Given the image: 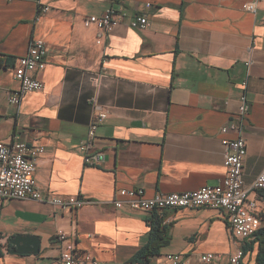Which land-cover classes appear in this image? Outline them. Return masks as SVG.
<instances>
[{"label": "crops", "instance_id": "crops-1", "mask_svg": "<svg viewBox=\"0 0 264 264\" xmlns=\"http://www.w3.org/2000/svg\"><path fill=\"white\" fill-rule=\"evenodd\" d=\"M254 1L0 0V142L45 149L33 176L41 201L0 207V264H60V233L99 264H128L148 242L151 214L116 209V192L142 189L149 198L219 184L225 143L237 136L220 129L237 115L244 81L250 108L240 131L242 179L249 199L263 197L251 189L264 172V0L252 14L245 7ZM43 7L49 10L40 15ZM109 8H122L124 17L98 44L82 21ZM136 16L146 17V29L128 27ZM33 39L47 47L45 69L35 74L44 87L15 108L6 93L18 89L15 63ZM93 96L108 114L93 150L104 160L87 167L80 145ZM52 198L90 204L61 209ZM259 209L260 228L243 241L219 211L165 210L159 214L169 241L148 264H170L167 255L202 264L206 254L218 257L212 264H228L244 244L241 264H255L264 246V200ZM15 235L38 237L39 253L13 254Z\"/></svg>", "mask_w": 264, "mask_h": 264}, {"label": "built area", "instance_id": "built-area-1", "mask_svg": "<svg viewBox=\"0 0 264 264\" xmlns=\"http://www.w3.org/2000/svg\"><path fill=\"white\" fill-rule=\"evenodd\" d=\"M262 0H255L246 5L245 9L256 13V5ZM147 8L150 4L145 5ZM48 7L40 8V15H44ZM124 17L122 8H109L99 16H89L83 19L84 28L93 27L97 32V43L101 42L114 29H116ZM134 30H144L148 27L145 16H136L127 23ZM34 49V81L35 92L43 90V83L35 77L45 69L47 47L44 41L33 39ZM246 74L248 76L250 62H245ZM13 76L19 83L16 91L6 93V101L15 108L20 107L21 99L26 94V69L25 55L15 63ZM247 82L241 84V93L238 98V113L231 119L228 125L220 129L221 134L232 131L237 134L235 138L225 143L224 168L225 177L217 185L204 186L197 191L187 193L164 194L156 193L152 197H145L142 189L118 190L117 199L110 202L116 209L126 207L133 211L145 213H161L165 210H197L212 209L219 211L226 219L231 235L238 241L251 238L260 228L259 202L264 200V172L255 179L251 189L263 195L261 199H249L243 185V163L246 156V141L242 136L241 127L249 112V100L246 95ZM91 107V118L87 125L86 136L80 145L82 160L87 167H98L102 164L104 156L102 153H94V142L99 126L105 121L108 111L103 109L97 97L88 100ZM45 149L37 146V164L44 154ZM29 165L28 145L23 142H12L5 144L0 142V207L6 200L24 201L30 200L29 196ZM42 195L38 190V202ZM54 206L61 209L81 208L90 204L89 201H80L74 198L49 200ZM60 242L59 262L60 264H99L91 255L75 251L68 243L66 234H58ZM243 252L239 248L229 258L228 264H241ZM170 264H184L181 255H167ZM218 259L213 254H206L199 258L202 264H212Z\"/></svg>", "mask_w": 264, "mask_h": 264}, {"label": "trees", "instance_id": "trees-1", "mask_svg": "<svg viewBox=\"0 0 264 264\" xmlns=\"http://www.w3.org/2000/svg\"><path fill=\"white\" fill-rule=\"evenodd\" d=\"M166 227L163 225L162 215L151 213L149 219V237L145 246L128 261V264H148L149 260L159 255V250L168 243ZM247 246H241L243 255L247 251ZM1 256V253H0ZM255 264H264V246H260L255 257Z\"/></svg>", "mask_w": 264, "mask_h": 264}, {"label": "bare ground", "instance_id": "bare-ground-1", "mask_svg": "<svg viewBox=\"0 0 264 264\" xmlns=\"http://www.w3.org/2000/svg\"><path fill=\"white\" fill-rule=\"evenodd\" d=\"M25 69H26V94L35 92L34 81V49L33 41H31L29 49L25 55ZM28 165H29V196L30 200L38 201V190L34 187L33 176L37 166V147L28 146Z\"/></svg>", "mask_w": 264, "mask_h": 264}, {"label": "water", "instance_id": "water-1", "mask_svg": "<svg viewBox=\"0 0 264 264\" xmlns=\"http://www.w3.org/2000/svg\"><path fill=\"white\" fill-rule=\"evenodd\" d=\"M14 246L13 254L19 256L37 255L40 250V239L35 236L15 235L9 239Z\"/></svg>", "mask_w": 264, "mask_h": 264}]
</instances>
